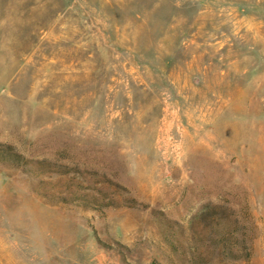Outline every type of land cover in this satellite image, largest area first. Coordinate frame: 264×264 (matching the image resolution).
Instances as JSON below:
<instances>
[{
	"label": "rangeland",
	"instance_id": "1",
	"mask_svg": "<svg viewBox=\"0 0 264 264\" xmlns=\"http://www.w3.org/2000/svg\"><path fill=\"white\" fill-rule=\"evenodd\" d=\"M0 264H264V0H0Z\"/></svg>",
	"mask_w": 264,
	"mask_h": 264
}]
</instances>
